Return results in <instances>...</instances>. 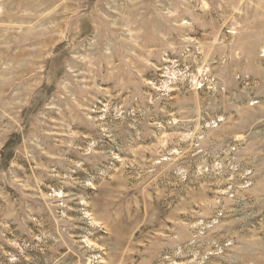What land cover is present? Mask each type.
<instances>
[{
	"label": "rangeland",
	"instance_id": "374dc122",
	"mask_svg": "<svg viewBox=\"0 0 264 264\" xmlns=\"http://www.w3.org/2000/svg\"><path fill=\"white\" fill-rule=\"evenodd\" d=\"M0 264H264V0H0Z\"/></svg>",
	"mask_w": 264,
	"mask_h": 264
}]
</instances>
